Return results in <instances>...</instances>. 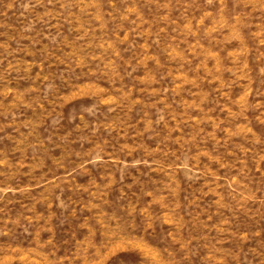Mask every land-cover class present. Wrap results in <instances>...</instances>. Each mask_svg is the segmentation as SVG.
Returning a JSON list of instances; mask_svg holds the SVG:
<instances>
[{
    "label": "rangeland",
    "instance_id": "1",
    "mask_svg": "<svg viewBox=\"0 0 264 264\" xmlns=\"http://www.w3.org/2000/svg\"><path fill=\"white\" fill-rule=\"evenodd\" d=\"M0 264H264V0H0Z\"/></svg>",
    "mask_w": 264,
    "mask_h": 264
}]
</instances>
